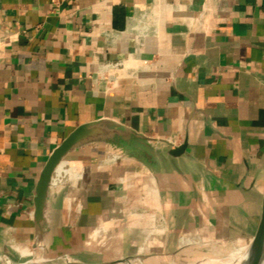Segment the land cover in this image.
Here are the masks:
<instances>
[{
    "label": "crops",
    "instance_id": "crops-1",
    "mask_svg": "<svg viewBox=\"0 0 264 264\" xmlns=\"http://www.w3.org/2000/svg\"><path fill=\"white\" fill-rule=\"evenodd\" d=\"M263 215L264 0H0V264L237 261Z\"/></svg>",
    "mask_w": 264,
    "mask_h": 264
},
{
    "label": "water",
    "instance_id": "water-1",
    "mask_svg": "<svg viewBox=\"0 0 264 264\" xmlns=\"http://www.w3.org/2000/svg\"><path fill=\"white\" fill-rule=\"evenodd\" d=\"M83 128L75 130L68 138H66L51 154L46 165L44 166L40 179L37 185V197H36V214L42 216L44 206L48 196L49 187L52 181L53 174L57 169L60 162L70 152V150L78 143L82 134ZM184 149V146L177 150L176 153H180ZM151 255L138 254L125 258L99 262V263H85L76 261L72 258H66L69 264H147V260L151 258ZM232 264H264V215L259 232L249 248L241 255V257Z\"/></svg>",
    "mask_w": 264,
    "mask_h": 264
},
{
    "label": "rangeland",
    "instance_id": "rangeland-1",
    "mask_svg": "<svg viewBox=\"0 0 264 264\" xmlns=\"http://www.w3.org/2000/svg\"><path fill=\"white\" fill-rule=\"evenodd\" d=\"M203 243L204 242H199L197 245H193L189 248L178 251L171 256L157 255V257H159V259L161 260V264H201L202 262H207L208 260L210 261V259H214V258H208L207 260H203L201 262L200 261L192 262L189 261V258L196 255L211 257V255H209L208 253V250L201 246ZM151 259H154V257H152ZM220 259L224 260L222 257ZM67 263H68L67 259H63L53 264H67Z\"/></svg>",
    "mask_w": 264,
    "mask_h": 264
},
{
    "label": "bare ground",
    "instance_id": "bare-ground-1",
    "mask_svg": "<svg viewBox=\"0 0 264 264\" xmlns=\"http://www.w3.org/2000/svg\"><path fill=\"white\" fill-rule=\"evenodd\" d=\"M60 180L61 179H59V181ZM54 183H56V182H54ZM201 246L204 247V248H206L208 250V253H209V255H211V257H204V256H198V255H196V256L190 257L189 258V261H192V262L193 261H195V262L196 261L197 262L200 261L201 262L203 260H207L208 258H214V259H210V261L208 260L207 262H202L201 264H232L234 262L233 256L232 257H229L227 259H224V260L220 259L221 256L224 253L230 252L232 250L233 246H230L228 244L217 245V244H211V243L202 244ZM236 249H237V247H236ZM153 257H154V259H151L152 258L151 257V258H149L147 260V264H161V260L159 259V257H157V256H153ZM67 264H69V263H67Z\"/></svg>",
    "mask_w": 264,
    "mask_h": 264
}]
</instances>
